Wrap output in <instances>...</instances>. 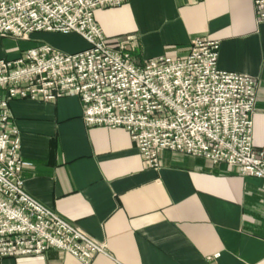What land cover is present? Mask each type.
<instances>
[{
    "label": "crops",
    "instance_id": "0c3cea01",
    "mask_svg": "<svg viewBox=\"0 0 264 264\" xmlns=\"http://www.w3.org/2000/svg\"><path fill=\"white\" fill-rule=\"evenodd\" d=\"M256 0H130L95 12L110 40L135 36L136 57L184 58L193 41L220 43L219 69L258 81L254 145L264 148V23ZM0 38V59L16 60L45 41L84 51L76 34ZM49 44V43H47ZM51 45V44H50ZM26 192L107 246L92 264H264V180L238 168L170 152L149 169L127 131L88 127L77 98L17 100ZM0 264H84L49 250Z\"/></svg>",
    "mask_w": 264,
    "mask_h": 264
},
{
    "label": "built area",
    "instance_id": "2783aa9c",
    "mask_svg": "<svg viewBox=\"0 0 264 264\" xmlns=\"http://www.w3.org/2000/svg\"><path fill=\"white\" fill-rule=\"evenodd\" d=\"M130 0H0V38L76 34L87 44L69 54L42 43L16 60L0 59V261L43 257L51 249L92 264L107 246L25 190L21 137L12 126L17 100L77 98L91 128L124 130L145 165L161 168L166 152L239 169L264 180V148L254 145L258 81L219 69L220 43L193 41L184 58L136 57L135 36L110 40L95 19ZM264 23V0L255 1Z\"/></svg>",
    "mask_w": 264,
    "mask_h": 264
},
{
    "label": "rangeland",
    "instance_id": "374dc122",
    "mask_svg": "<svg viewBox=\"0 0 264 264\" xmlns=\"http://www.w3.org/2000/svg\"><path fill=\"white\" fill-rule=\"evenodd\" d=\"M55 36H57L61 40H64V38H65V34H56ZM23 41H28V40H23ZM45 42L53 45V43L51 41H45Z\"/></svg>",
    "mask_w": 264,
    "mask_h": 264
}]
</instances>
